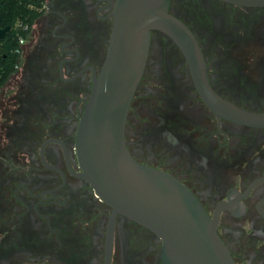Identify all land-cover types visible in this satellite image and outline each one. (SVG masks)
I'll list each match as a JSON object with an SVG mask.
<instances>
[{
	"label": "flooded vegetation",
	"instance_id": "flooded-vegetation-1",
	"mask_svg": "<svg viewBox=\"0 0 264 264\" xmlns=\"http://www.w3.org/2000/svg\"><path fill=\"white\" fill-rule=\"evenodd\" d=\"M115 2L42 0L19 43L0 90V264H162L157 236L113 212L76 155ZM166 13L196 44L200 67L165 34L148 32L124 147L216 217L234 264H264V124L225 119L210 104L248 121L264 116V7L169 0Z\"/></svg>",
	"mask_w": 264,
	"mask_h": 264
},
{
	"label": "water",
	"instance_id": "water-1",
	"mask_svg": "<svg viewBox=\"0 0 264 264\" xmlns=\"http://www.w3.org/2000/svg\"><path fill=\"white\" fill-rule=\"evenodd\" d=\"M244 7H264V0H220ZM169 0H116L106 57L93 81L80 116L75 149L83 177L113 212L152 232L161 242L162 264H234L209 218L177 180L135 162L124 147L128 104L141 76L150 30L169 37L200 67L198 49L187 30L166 13ZM8 28L0 30V39ZM197 68V69H196ZM217 115L250 123L253 118L210 99Z\"/></svg>",
	"mask_w": 264,
	"mask_h": 264
},
{
	"label": "trees",
	"instance_id": "trees-1",
	"mask_svg": "<svg viewBox=\"0 0 264 264\" xmlns=\"http://www.w3.org/2000/svg\"><path fill=\"white\" fill-rule=\"evenodd\" d=\"M42 0H0V90L13 71L19 43L27 35Z\"/></svg>",
	"mask_w": 264,
	"mask_h": 264
}]
</instances>
